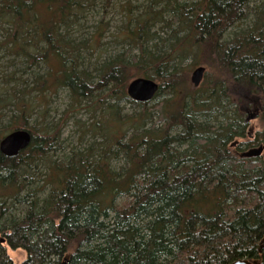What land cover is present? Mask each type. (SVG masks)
I'll return each instance as SVG.
<instances>
[{
    "label": "trees",
    "instance_id": "1",
    "mask_svg": "<svg viewBox=\"0 0 264 264\" xmlns=\"http://www.w3.org/2000/svg\"><path fill=\"white\" fill-rule=\"evenodd\" d=\"M95 1L0 0V59L20 61L1 72L0 139L31 134L17 155L0 152V264H17L3 244L25 252L18 264H264V0H146L126 11L138 53L91 71L65 35ZM157 24H175L168 46L149 44ZM188 57L207 67L198 87ZM139 76L158 83L150 101L126 93ZM58 89L67 112L95 116L82 150L62 149L64 122L44 123ZM121 104L134 112L122 116ZM254 107L262 129L250 139L243 113Z\"/></svg>",
    "mask_w": 264,
    "mask_h": 264
},
{
    "label": "rangeland",
    "instance_id": "2",
    "mask_svg": "<svg viewBox=\"0 0 264 264\" xmlns=\"http://www.w3.org/2000/svg\"><path fill=\"white\" fill-rule=\"evenodd\" d=\"M145 1L146 0H111L108 4L104 5V0H96L94 3L87 5L82 12V17L79 18L77 23L73 24L69 30H67L65 36L66 39L73 42L74 45H78L79 53L81 54L80 56L84 61V65L87 66L89 70L92 71L98 62L116 56L117 54L131 57L138 53V49L133 47V44H130L124 38L126 28L131 26V23H128L126 11L131 10L134 14L138 13L140 6L143 5ZM183 1L191 2L192 0ZM170 19L171 18H168V20ZM249 22L250 17L248 20H245L241 26L244 27L248 25ZM170 28H175V24H172ZM170 28H167L162 24H157L154 28L156 38L149 44L168 46L170 44V41L168 40ZM234 29L235 28H231L232 31ZM4 37L5 32L0 30V41L3 40ZM6 55L7 54H4L5 57L0 59V76L2 75V71H12L16 68L17 63L20 62L19 60H16L14 62L15 66H9L10 62L8 63V61L12 59V56ZM192 61V57L185 58L182 61L183 70L185 73H188L187 77L190 84L191 72L196 66H199L191 65ZM204 67L206 72L207 67ZM154 102L155 101L151 102L149 106H151ZM68 103V92L64 89L56 90L55 93L48 98L44 123L51 126L54 124L60 125V123L64 122L60 137L62 140V149L64 148L66 150L71 147L78 146L82 150L89 146L90 143H93L96 139L92 137L90 133H87L84 138L81 139V133L84 131L83 127L90 124L95 116L91 113V111H87L85 108H82L73 114L71 112H67ZM120 107H122V116L130 115L134 112V109L130 107V105L121 104ZM254 109L257 110L258 114L259 110L254 107L251 108L249 112H244L243 118L245 119L249 116V114L253 113ZM3 112L6 114V116L3 117V123H6L9 119L10 113H8L9 111L7 112V109H4ZM40 120L41 117H38V115L34 112L31 118L32 123H39ZM250 126L253 128L250 132L251 139L255 136L257 131L262 129V123L258 116H256L253 120L247 121L246 129L248 130ZM97 139L100 138L97 137ZM111 165L117 169L121 165V162L112 160ZM44 172L45 169L40 167L35 174V177L39 179L36 181V186L39 187V192L37 194L39 197L45 195L49 190V185H44V183H46ZM121 201L122 200H120V202ZM16 215H18V212H16ZM3 245L7 254L14 260L15 263L18 264L25 258V252L22 249H12L6 244Z\"/></svg>",
    "mask_w": 264,
    "mask_h": 264
},
{
    "label": "water",
    "instance_id": "3",
    "mask_svg": "<svg viewBox=\"0 0 264 264\" xmlns=\"http://www.w3.org/2000/svg\"><path fill=\"white\" fill-rule=\"evenodd\" d=\"M205 73V67L202 65L196 66L190 75V82L193 87H198L203 80ZM158 91V83L147 77H135L129 81L126 86V93L129 98L138 102L150 101ZM249 116L246 117V121L253 120L257 116V110H253ZM250 126L247 130V135L250 137ZM31 141V134L28 130L18 128L5 134L0 139V152L6 156H15L21 150L25 149ZM234 144V143H233ZM263 146L249 148L242 153L245 157H256L261 155ZM0 242H4V239L0 237ZM230 264H257L256 261H250L245 258L237 259Z\"/></svg>",
    "mask_w": 264,
    "mask_h": 264
},
{
    "label": "flooded vegetation",
    "instance_id": "4",
    "mask_svg": "<svg viewBox=\"0 0 264 264\" xmlns=\"http://www.w3.org/2000/svg\"><path fill=\"white\" fill-rule=\"evenodd\" d=\"M245 112H249V109H246ZM249 115H250V114H249ZM245 121H246V118H245ZM246 123H247V121H246Z\"/></svg>",
    "mask_w": 264,
    "mask_h": 264
},
{
    "label": "bare ground",
    "instance_id": "5",
    "mask_svg": "<svg viewBox=\"0 0 264 264\" xmlns=\"http://www.w3.org/2000/svg\"><path fill=\"white\" fill-rule=\"evenodd\" d=\"M257 147V146H256ZM242 156V155H241Z\"/></svg>",
    "mask_w": 264,
    "mask_h": 264
}]
</instances>
